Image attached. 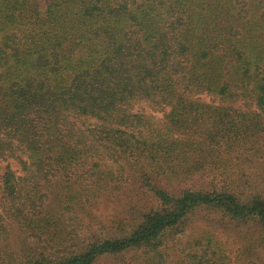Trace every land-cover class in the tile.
I'll use <instances>...</instances> for the list:
<instances>
[{
  "label": "trees",
  "instance_id": "obj_1",
  "mask_svg": "<svg viewBox=\"0 0 264 264\" xmlns=\"http://www.w3.org/2000/svg\"><path fill=\"white\" fill-rule=\"evenodd\" d=\"M234 262L264 264V0H0V264Z\"/></svg>",
  "mask_w": 264,
  "mask_h": 264
},
{
  "label": "rangeland",
  "instance_id": "obj_2",
  "mask_svg": "<svg viewBox=\"0 0 264 264\" xmlns=\"http://www.w3.org/2000/svg\"><path fill=\"white\" fill-rule=\"evenodd\" d=\"M201 102L208 103L209 99L206 97L201 98ZM157 117H161V115H157ZM204 180L200 181L201 184L206 185V183H203ZM198 184V183H196ZM114 214V210L112 208L109 209H101L98 211V215L101 216V225H107L108 220L110 217ZM201 216L196 217L197 224L199 225H206L207 222L204 220H198ZM224 227L221 228L220 225H208V229L213 231L216 235V240H218L225 250L230 254L231 258L235 259V255L239 251V225L237 227L229 226L226 224L222 225ZM100 226H96L95 229L98 230ZM206 227V226H203ZM233 264H236L235 262Z\"/></svg>",
  "mask_w": 264,
  "mask_h": 264
}]
</instances>
